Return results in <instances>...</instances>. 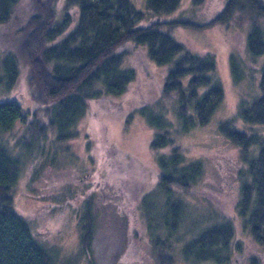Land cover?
I'll return each mask as SVG.
<instances>
[{"label": "trees", "instance_id": "1", "mask_svg": "<svg viewBox=\"0 0 264 264\" xmlns=\"http://www.w3.org/2000/svg\"><path fill=\"white\" fill-rule=\"evenodd\" d=\"M57 1L0 0V28L12 26L10 41L0 49V264H56L55 250L34 236L30 222L12 201L21 156L42 154L48 130L57 140L75 136L91 101L116 99L137 79L141 69L147 74L152 62L164 70L158 95L137 107L139 116L158 129L151 135V147L171 142L172 119L177 123V133H184L206 124L219 107L223 88L214 55L189 49L162 26L203 27L226 23L235 14L238 19L248 17L244 49L252 57L264 54L262 0H226L220 10L202 22L181 17L162 20L160 15L174 10L179 0H145L148 11L134 8L131 0H61L64 12L60 21ZM69 9L75 12L73 16ZM135 55L139 65L129 61ZM239 59L229 55L235 81L242 73ZM20 78L32 101L30 110L9 96ZM257 90L250 100L241 96L238 102L243 122L256 128L264 127V60ZM169 111L172 119L166 115ZM217 123L219 132L238 145L239 158L246 165L236 205L240 225L230 217L212 218L208 225L197 227L176 251L180 260L189 264H227L231 253L244 250L238 240L240 234L250 237L264 253V133L240 130L230 119ZM17 126L20 131L8 137ZM89 148L96 156L95 146ZM118 156L130 163L135 159L123 151ZM155 160L159 169L156 183L162 196L166 195L167 209L162 213V225H147L150 234L156 228L165 232L163 237L153 234L150 251L155 264H173L172 243L178 227L168 218L175 222L176 217L182 219L187 202L183 194L192 192L202 174V163L198 159L187 161L175 146ZM139 166L146 173L147 168ZM146 196L151 194L142 195L140 205ZM92 201L91 195L77 217L78 254L85 256H89L94 228ZM259 261V255L247 257V264Z\"/></svg>", "mask_w": 264, "mask_h": 264}, {"label": "rangeland", "instance_id": "2", "mask_svg": "<svg viewBox=\"0 0 264 264\" xmlns=\"http://www.w3.org/2000/svg\"><path fill=\"white\" fill-rule=\"evenodd\" d=\"M60 1L55 6L57 18L61 21L64 11ZM225 1L179 0L174 10L160 17L164 21L181 17L202 22L220 10ZM131 2L134 8L148 11L145 0ZM68 12L72 16L75 13L72 9ZM241 18L235 14L226 23L203 27L162 26L177 42L194 51H210L215 57L223 97L206 124L177 133V123L169 111L166 115L173 122L169 128L171 142L161 147L150 146L151 135L158 129L139 116L137 107L150 103L158 95L164 70L152 62L147 74L139 67L137 79L116 99L91 101L88 111L80 118L75 136L57 140L48 130L45 152L21 156L20 173L12 188L13 205L28 219L34 236L55 250L56 264H155L150 251L154 246L152 236L163 237L165 232L156 228L150 234L147 225H162V213L167 209L164 206L166 195L162 196L156 183L159 169L155 159L159 154L169 153L172 146L177 147L187 161L198 159L202 163V174L192 192L183 194L187 202L182 219L179 221L176 217L175 222L168 218L178 227L175 237L172 236L176 241L171 242L175 251L172 252L173 264H189L180 260L176 251L189 234L196 232L197 227L208 225L212 218L231 217L240 225L236 205L246 165L239 158L238 145L219 132L217 122L230 119L240 130H261L264 133V127H251L238 114L240 97L250 100L258 92L259 72L264 60V54L252 57L244 49L250 19ZM11 28H0V49L10 41ZM230 54L241 60L242 73L236 81L229 66ZM134 58L130 57L129 61L138 64V55ZM9 96L20 101L27 110L32 108L23 78L18 79ZM16 130L20 131L18 126L8 132V137ZM10 137L12 142L13 136ZM90 145L95 146L96 156L89 150ZM121 151L136 160L132 159L131 163L121 160L118 156ZM139 165L147 168L146 173ZM146 193L151 196H146L140 205V198ZM91 195L95 210L94 228L89 256H85L78 254L77 217ZM238 237L244 250L231 253L227 264H247V257L252 254L260 256L258 264H264L261 247L246 235Z\"/></svg>", "mask_w": 264, "mask_h": 264}]
</instances>
